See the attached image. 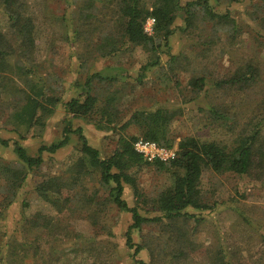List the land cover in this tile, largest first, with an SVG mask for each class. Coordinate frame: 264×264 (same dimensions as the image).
<instances>
[{
    "label": "rangeland",
    "instance_id": "1",
    "mask_svg": "<svg viewBox=\"0 0 264 264\" xmlns=\"http://www.w3.org/2000/svg\"><path fill=\"white\" fill-rule=\"evenodd\" d=\"M86 1H17L21 15L32 23L33 47L30 59L26 62L33 64L35 71L21 77L6 71L8 79H4V82L13 83L26 93L34 86H43L46 95L61 97L62 100L57 103L50 116L41 118V124L31 128H17L9 117L14 109L11 105L7 108L12 101L11 96L0 89L1 137L18 141L29 155H35L40 146L58 140L64 126L63 119L67 117L63 101L79 97L80 89H73L70 84L86 79L91 73H100L108 78L101 83L93 81V92L97 95L99 106L104 105L107 97L115 95V100H118L114 103V108L119 118L139 106L147 109L180 107L181 116L175 118L167 127L168 134L175 141L194 137L200 141H214L230 146L248 118L264 117V39H261L264 37L263 24L253 22L250 15L244 14L245 11H253V3H260L261 0H237L231 3L219 0L213 6L214 12H229L236 24L243 27L241 34L232 41L222 34L220 40L214 41V44L208 43L207 37L212 35L211 26L197 25L193 34L176 30L170 37L168 52L162 48V51L147 53L118 38L116 55L98 59L91 56L94 46L101 42L103 36L115 32L116 27L114 30L112 24L108 23L111 11L108 13L106 10L99 13L97 20L92 18L85 21L81 7ZM94 1L98 8H102V1ZM209 2L214 4L213 0ZM102 21L104 24H100ZM117 23L115 21V26ZM174 26L183 27V20L178 18ZM75 30L79 33L74 37ZM258 33L261 36L257 38ZM0 41L15 49L13 55L6 58L7 64L14 66L20 43L7 16L1 10ZM170 54L176 56V65L171 64ZM157 56L158 64L149 71L142 72L141 67ZM249 60L258 63L261 68V77L253 87L244 92L207 87L206 96L191 102L193 94L188 84L192 76L204 74L210 84ZM26 68L29 66H25ZM141 74H144L142 78ZM174 77H177L176 86ZM199 103L220 106L227 110L235 117V128L228 130L225 126L212 124L206 117V111H198ZM98 117L96 114L85 120L71 119L72 127H81L89 144L96 147L102 157H107L113 153L119 133L112 130L105 133L100 130L102 125H97ZM15 129L24 133L25 138L21 140ZM137 133L134 128H128L124 135ZM70 137L66 148L53 155L44 153L43 165L28 175L16 203L9 208L7 217L10 226H7V232L11 227L14 228L20 217L22 201L30 203V214L39 212L46 220L52 219L49 229L28 228L26 232L27 241L39 245L43 257L40 254L34 256L31 252L19 264H135L133 251L127 248L124 235L130 225V214L118 210L109 201L108 189L99 185L97 174L92 179L81 178L84 193L90 198L88 207L83 209H74L78 201L74 198V202L68 205L69 208L66 207L58 213L53 206L37 196V184L49 177L64 175L66 166L76 160L79 144L74 136ZM10 151H1L6 159L4 162L15 159ZM133 174L144 197L149 200L171 184L169 173L158 172L151 166L138 168ZM200 190L205 200L216 204L215 211L204 213L199 223L193 220L177 223L187 239L186 242H182L174 231L164 229L160 224L144 225L139 231H133V242L144 247L136 259L148 264H208V253L222 247L230 256L232 264H264V242L260 239V234H264V185L232 174L218 175L204 171L200 179ZM77 191L80 192V187ZM69 194L70 192L63 191L62 197ZM123 198L129 207L135 205L134 195L128 186L125 187ZM147 204L142 208L151 206L150 201ZM238 211L251 223H244ZM10 260L11 264H15L13 257Z\"/></svg>",
    "mask_w": 264,
    "mask_h": 264
},
{
    "label": "trees",
    "instance_id": "2",
    "mask_svg": "<svg viewBox=\"0 0 264 264\" xmlns=\"http://www.w3.org/2000/svg\"><path fill=\"white\" fill-rule=\"evenodd\" d=\"M17 1L0 0V10L7 16L20 43L14 66H10L7 64L6 58L13 55L15 49L6 46L5 43L2 44L0 41V89L11 96L12 101L7 108L11 105L14 109L9 117L16 127L31 128L41 124L42 117L50 116L54 107L62 99L61 97L46 95L43 86H34L26 93L23 89H18L13 83L4 82V79H8L7 74H5L6 71L19 77L27 76L35 71L33 64L26 62L27 59H30L31 48L33 47L32 23L30 19L21 15ZM98 1L103 2L102 8H98L94 0L85 2L81 7L83 19L85 21L92 18L97 20L100 12L106 10L109 13L111 11L108 23L112 24L114 30L116 27V30L103 36L101 42L95 44L94 52L91 54L92 58L95 59L116 55L118 38L124 40L125 43L140 47L147 53L162 51V48L167 49L165 52H168L170 37L176 30L193 34L197 25L202 27L209 25L212 35L207 37V41L214 44V41L220 40L222 34L225 38L234 40L237 35L241 34L243 28L236 24L229 12L224 14L214 12L213 6L219 0H213L214 4L212 5L209 0H186L185 2L182 0ZM236 1L226 0L227 3ZM252 9L253 11L249 13L245 11L244 14L250 15L253 22L263 24L262 31L264 32V0H261L260 3H253ZM148 17L155 19L152 36H147L142 31L143 23ZM178 18L183 20V27L174 26ZM115 21H118L116 26ZM100 24H104V22L102 21ZM93 30L94 28L91 29V32ZM78 33L75 30L73 36L75 37ZM260 36L258 33L256 37ZM88 53L89 51H87ZM170 55L171 64L175 63L176 65V56ZM158 62L159 57L157 56L151 62L144 64L141 71H149ZM25 66H29V68L25 69ZM170 70L174 71L172 67ZM198 75L192 76L189 80L188 85L193 94L190 99L191 102L206 96L207 87L216 90L236 89L239 92H244L253 87L260 79L261 68L258 63L249 60L244 65L237 66L225 77L210 84L207 76ZM143 76L144 74H141V78ZM107 79L100 73H91L84 80L71 82V88L80 89L78 91L79 97H72L63 101L67 117L63 119L64 126L60 138L49 145L40 146L35 155H29L26 148L18 141H11L0 135V264H11V257L15 259V264H19L31 252L35 254L34 256L40 254L43 257L39 245L27 241L26 232L28 228L49 229L52 219L46 220L47 218L39 212L30 214L28 212L30 203L22 201L20 203V217L14 228L11 227L7 232V226H10L9 217H7L8 211L16 203L28 175L43 165L44 153L53 155L66 148L70 143L71 135L79 144L76 160L66 166L64 175L52 176L37 184L35 192L42 201L53 206L58 213L66 207L69 208L68 205L74 202V198L78 200L75 204L77 207L74 209H83L88 207L90 198L84 193V186L80 183L81 178L91 177L92 179L94 178L93 175L97 174L99 185L108 189L109 201L115 204L118 210L130 214V225L124 235L127 248L133 251L132 258L135 264L148 263L136 259L144 247L133 242V231H139L144 225L160 224L164 229L174 231L182 242H186L187 239L182 230L177 227V223H187L191 220L199 223L202 221L204 213L209 214L215 211L216 204L209 203L201 195L200 179L204 171L218 175L232 174L264 185V117L261 119L255 116L248 118L230 146L214 141H200L194 137H184L175 141L168 134L167 127L175 118L181 116L180 107L147 109L139 106L127 112L124 117L119 118L118 112L114 108V103L118 100H115V95L107 97L104 105L99 106L97 95L93 92L95 90L93 81L101 83ZM174 79H176V86L177 77ZM202 105V103L198 104V111H206V117L212 124L225 126L228 130L235 128L237 124L235 117L227 110L220 106ZM96 114L99 116L97 125H102L99 127L100 130L105 133L111 130L119 133L116 147L113 153L107 157H102L100 151L89 144L81 127H72L71 119L85 120ZM257 119L259 120L257 121ZM128 128H134L138 133L129 136L124 135ZM14 131L21 140L25 138L24 133L17 129ZM139 138L155 142L166 148H172L176 145V158L170 162L157 160L147 162L133 149V144ZM7 149H10L9 153L15 157L11 162H4L3 160L6 159L1 155V151ZM143 166L154 167L158 172H167L171 178V184L151 200L144 197L138 186L136 176L133 174L134 170ZM126 186L131 189L134 195L135 205L132 207H129L123 198ZM78 187H80L82 195L77 191ZM63 191L70 192V194L63 198ZM149 201L151 206L142 208L147 206ZM149 214L151 215L149 216ZM239 215L244 223H251L244 214L239 212ZM17 224L18 226H16ZM257 233L260 234L259 231ZM182 238L185 240L183 241ZM260 239L264 242V234H260ZM179 253L183 254V252ZM229 257L227 251L220 247L215 252L210 251L207 260L208 264H232Z\"/></svg>",
    "mask_w": 264,
    "mask_h": 264
},
{
    "label": "built area",
    "instance_id": "3",
    "mask_svg": "<svg viewBox=\"0 0 264 264\" xmlns=\"http://www.w3.org/2000/svg\"><path fill=\"white\" fill-rule=\"evenodd\" d=\"M155 19L148 17L142 26V31L147 36L154 34ZM133 149L147 162H170L176 158V145L172 148L159 146L157 143L139 138L133 144Z\"/></svg>",
    "mask_w": 264,
    "mask_h": 264
}]
</instances>
